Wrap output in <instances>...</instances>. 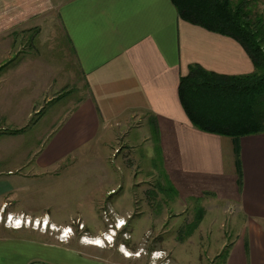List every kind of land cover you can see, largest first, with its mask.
Instances as JSON below:
<instances>
[{"label":"crops","instance_id":"obj_1","mask_svg":"<svg viewBox=\"0 0 264 264\" xmlns=\"http://www.w3.org/2000/svg\"><path fill=\"white\" fill-rule=\"evenodd\" d=\"M258 6L264 14V0ZM0 59L6 60L0 63V110L47 126L43 133L48 140L37 153L39 170L94 142L105 144L111 132L115 140L119 134L126 138L131 120L143 117L147 123L149 118L166 159L179 173L212 185L227 173L236 176L233 183L240 189L230 199L239 205L249 230L229 248L226 264H264V133L235 140L201 131L179 96L180 81L193 65L225 76L252 74L253 63L236 40L183 21L171 0H0ZM70 85L82 87L80 91L84 86L83 93L66 97ZM49 113L50 128L45 123ZM25 132H0V137L20 138ZM29 152L21 158L33 150ZM11 174H0L3 220L17 213L8 210L4 199L31 179ZM40 174L32 183L48 178ZM43 216L56 229L68 228L62 226L66 218L52 220L48 213L37 218ZM24 228L0 224V264H114L97 254L102 247L75 239L60 243L50 234ZM104 233L90 237L103 241Z\"/></svg>","mask_w":264,"mask_h":264},{"label":"rangeland","instance_id":"obj_2","mask_svg":"<svg viewBox=\"0 0 264 264\" xmlns=\"http://www.w3.org/2000/svg\"><path fill=\"white\" fill-rule=\"evenodd\" d=\"M255 6L253 19L261 13ZM59 47L57 58L61 61L64 50ZM19 56L13 55L16 59ZM5 62L0 59V63ZM66 88V97L76 92L80 96L84 91V86L82 91L77 85ZM12 113L0 110V132L18 128L27 131L20 138L0 137V174L10 177L11 170L14 178L31 179L4 199L9 203L8 210L17 213L6 215L5 220L0 217L1 227L15 229L20 224L22 229L50 234L59 242L64 234L69 236L65 243L87 239L94 244L96 239L90 235L104 231V250L97 254L114 264H225L228 256L224 262L219 255L226 248L229 255L232 244L248 235L246 217L230 199L240 189L233 183L236 176L227 173L212 185L179 173L173 161L166 159L160 133L149 118L147 123L143 117L131 120L126 138L119 134L115 140V131L111 132L112 139L105 144L94 142L57 165L39 170L37 153L48 140L43 133L47 126L31 125L34 117H12ZM51 118L49 113L45 119L48 128L53 124ZM125 139L132 143L126 144ZM18 140L23 142L21 147L12 145ZM9 150L13 152L10 155ZM32 150L27 159L21 158ZM37 172L48 178L38 177L32 183ZM43 213L50 214L52 220L66 218L62 226L68 228L56 229L49 224V217L37 218ZM13 217L21 218L20 222L13 223L18 221ZM11 218L13 222L8 223ZM127 252L132 257L128 258Z\"/></svg>","mask_w":264,"mask_h":264},{"label":"trees","instance_id":"obj_3","mask_svg":"<svg viewBox=\"0 0 264 264\" xmlns=\"http://www.w3.org/2000/svg\"><path fill=\"white\" fill-rule=\"evenodd\" d=\"M171 2L183 21L236 40L254 66L252 74L243 76L219 75L198 65L191 66L189 74L180 81L179 96L194 126L235 140L263 134L264 15L260 13L253 19L252 11V5L257 6L258 0ZM25 130H3L1 134L18 135ZM235 146L238 157L239 148ZM219 256H223L225 262L228 248Z\"/></svg>","mask_w":264,"mask_h":264},{"label":"bare ground","instance_id":"obj_4","mask_svg":"<svg viewBox=\"0 0 264 264\" xmlns=\"http://www.w3.org/2000/svg\"><path fill=\"white\" fill-rule=\"evenodd\" d=\"M11 221H13V219H11ZM112 236V235H111ZM88 240L86 239V240H84V242H87ZM88 243V242H87ZM88 244H93V243H88ZM93 245H95L96 247L98 246V247H103L104 245H103V241L101 240V239H96V242L93 244ZM127 253H129V252H127ZM128 257H132V255H130V253L128 254Z\"/></svg>","mask_w":264,"mask_h":264},{"label":"built area","instance_id":"obj_5","mask_svg":"<svg viewBox=\"0 0 264 264\" xmlns=\"http://www.w3.org/2000/svg\"><path fill=\"white\" fill-rule=\"evenodd\" d=\"M12 219V218H11ZM11 219H9L8 220V223L10 222H13V221H11ZM17 222H20L19 220L18 221H16V222H13V223H16V224H18ZM30 222V221H29ZM45 224V223H44ZM46 225H47V223H46ZM13 226V225H12ZM39 226H40V223H39ZM23 226L22 225H20L19 224V227L16 225V227H14L15 229H19V228H22ZM47 228L45 227V230H46ZM63 236H64V238H61V240H60V242H65L66 240H67V237H69V236H67V237H65V235L63 234Z\"/></svg>","mask_w":264,"mask_h":264}]
</instances>
